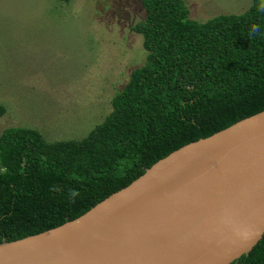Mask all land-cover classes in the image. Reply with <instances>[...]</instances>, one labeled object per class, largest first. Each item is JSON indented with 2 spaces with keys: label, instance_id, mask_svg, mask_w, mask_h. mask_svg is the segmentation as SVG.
Listing matches in <instances>:
<instances>
[{
  "label": "trees",
  "instance_id": "obj_1",
  "mask_svg": "<svg viewBox=\"0 0 264 264\" xmlns=\"http://www.w3.org/2000/svg\"><path fill=\"white\" fill-rule=\"evenodd\" d=\"M146 63L113 110L82 140L47 141L32 128L0 135V244L72 221L130 185L159 160L264 111V13L207 22L185 0H141ZM252 24L261 32L249 39ZM7 110L0 104V118ZM75 190L79 194L70 197ZM232 264H264V236Z\"/></svg>",
  "mask_w": 264,
  "mask_h": 264
},
{
  "label": "water",
  "instance_id": "obj_2",
  "mask_svg": "<svg viewBox=\"0 0 264 264\" xmlns=\"http://www.w3.org/2000/svg\"><path fill=\"white\" fill-rule=\"evenodd\" d=\"M264 236V111L159 160L0 264H232Z\"/></svg>",
  "mask_w": 264,
  "mask_h": 264
},
{
  "label": "rangeland",
  "instance_id": "obj_3",
  "mask_svg": "<svg viewBox=\"0 0 264 264\" xmlns=\"http://www.w3.org/2000/svg\"><path fill=\"white\" fill-rule=\"evenodd\" d=\"M207 22L252 0H185ZM141 0H0V135L32 128L49 141L82 140L112 112L132 71L146 63Z\"/></svg>",
  "mask_w": 264,
  "mask_h": 264
},
{
  "label": "clouds",
  "instance_id": "obj_4",
  "mask_svg": "<svg viewBox=\"0 0 264 264\" xmlns=\"http://www.w3.org/2000/svg\"><path fill=\"white\" fill-rule=\"evenodd\" d=\"M257 11L260 13H264V0H259V3L257 4ZM260 32H261L260 25L252 24L249 28V31H248V38L252 39V38L256 37L257 35H259ZM78 194H79L78 192L73 190L69 193V196L75 197Z\"/></svg>",
  "mask_w": 264,
  "mask_h": 264
}]
</instances>
